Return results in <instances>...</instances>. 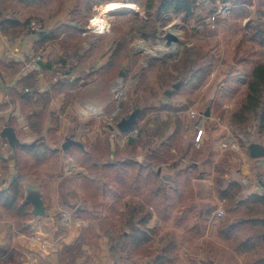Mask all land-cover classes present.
Returning <instances> with one entry per match:
<instances>
[{
  "label": "crops",
  "instance_id": "obj_1",
  "mask_svg": "<svg viewBox=\"0 0 264 264\" xmlns=\"http://www.w3.org/2000/svg\"><path fill=\"white\" fill-rule=\"evenodd\" d=\"M48 2H51L56 9H52L48 16L36 13V6ZM10 3L13 7L4 12L6 18L15 17L22 21L27 18H38L43 21L45 29L51 31L69 28L64 29L68 31L63 32L59 38L50 40L39 48L36 45L38 39L36 32L28 35H6L0 29V62L7 66L0 68V190L9 187L17 176L14 151L8 141L1 136L6 126H13L17 135L30 144L35 140L37 142L42 140L47 145L53 146L56 149L54 154L62 152L60 147H63L68 137L79 144L74 143L67 150L62 148L65 159H61L63 164L58 169L46 165L50 160L47 156L38 166L37 172L38 167L32 172L28 170L22 178L25 187L23 202L26 203L27 186L40 185L46 205V216L36 217L33 214L21 216L18 214V209H9L0 202V264H156L155 262L179 264V256L184 251L187 252L185 255L190 264H244V256L232 251L215 230L212 235L218 238L217 242L221 244L223 253L219 255L218 252L206 253V246H210L212 242L206 231L213 229L218 219L216 211L213 213L209 211L216 199L213 190L214 168L211 163L204 165L208 173L206 178H199L200 171L197 168H191L186 174L181 173L187 161L185 155L179 164H176V161L173 163L174 168L181 166L178 175L161 173L162 170L159 172L166 163L158 167V172L167 180L168 193L165 209L160 210L150 206L152 204H147L143 196L145 185L143 177L140 179L139 187L132 185V165L122 166L124 169H129L130 174L124 171L116 176L110 172L109 178L101 175L98 182L99 175L83 166L84 157L78 158L85 154L84 151L92 152L100 167L107 163L105 162L107 159H115L120 165L124 160L116 159L117 150L121 148L112 147L114 135L111 139L109 137L98 139L99 134H94L95 127L91 126L90 122L97 117H90L86 110L87 103L105 105L106 112H110L112 108L111 90L104 88L105 80L96 72L109 61L112 51L110 47H105L96 54L103 47L97 43L102 35L82 34L87 24L86 19H90L82 11V0H10ZM87 36L88 39L85 38ZM69 60H75L77 64L67 65L66 69H63L67 73L61 69L58 73L54 65L59 61L66 63ZM134 60L135 56L130 55L127 63ZM125 61L126 59L123 62L124 66ZM130 66L131 64L127 65ZM106 76V83L110 85L116 79H111L109 73ZM174 83L164 90L172 87ZM45 95L49 97V102L44 100ZM25 97H28V100ZM39 100L42 102L39 103ZM44 105L47 107L44 108ZM34 111L41 116L37 120L35 130L29 123V115ZM199 113L201 118V112ZM189 118L193 122L195 131L199 118L190 116ZM212 118L215 120V117ZM100 120L106 122L104 118ZM171 126L173 132L176 125ZM212 127L207 137L206 128L204 137V148L207 151L203 150L205 159H210L213 164L227 160L231 169L226 177L239 181L245 193L264 190V156L252 157L248 148L246 150L224 148L222 142L225 138L234 136L230 123L223 128L218 124ZM110 128L111 132H116L114 127L110 126ZM100 129H103L102 126ZM171 132L162 137L159 143L157 140L160 139L153 138L152 143L158 147L154 151L158 152L159 158L164 153L172 157L177 156L176 147L165 144ZM137 137L138 135L135 136L131 132L127 134V144L124 147L129 149V154L126 157L141 160L153 158L155 153L150 152V145L140 144L137 147L140 151L137 152L130 140ZM146 137L143 138L145 142L148 141ZM209 138H212L211 143L207 141ZM105 141L111 145V149L109 153L107 152L108 158L101 159V155L94 149L98 148V143ZM257 142L264 145V139ZM190 143L193 146L191 150L196 151L193 134ZM198 160V162L202 161V159ZM201 167L200 165L199 168ZM175 178L181 184L180 189L177 188L178 182H175ZM186 181L187 183H184ZM203 190L204 193L201 192ZM131 202H138L151 210L154 209L147 225L156 228L157 232L151 235L149 241L142 242L139 249L131 246L133 243L127 249H122L124 247L117 245L118 240L115 239L122 231L130 232L127 230L129 228L127 211L132 205ZM29 208L32 213V203H29ZM81 209L85 211V215L75 214L76 221L70 227L61 224L63 210L78 212ZM170 221L174 229L173 234L167 240L163 237L162 239H165L163 241L159 235L167 232V224ZM181 232L184 234L183 242L178 240ZM187 234L188 237H185ZM158 237L159 241H155ZM182 247L185 250H182ZM190 248L195 250L200 248L201 252H193Z\"/></svg>",
  "mask_w": 264,
  "mask_h": 264
},
{
  "label": "rangeland",
  "instance_id": "obj_2",
  "mask_svg": "<svg viewBox=\"0 0 264 264\" xmlns=\"http://www.w3.org/2000/svg\"><path fill=\"white\" fill-rule=\"evenodd\" d=\"M127 1L131 4L130 7L132 8L109 12L105 11L110 2L116 4V2L123 3ZM146 1L148 0H82L81 3L82 11H84L83 13L90 17V19H86L87 24L98 14H104L106 16V23L109 26L108 31L95 33L96 35H102L100 41L97 40V43L103 46L102 49L110 47V51L113 52L115 45L113 46L111 42L114 41V39H120V41H122L123 37L125 38V42L122 43H124L125 46L127 45L130 55L138 57L139 63L148 64L150 58V60L154 59L156 61L153 62L154 64L147 73L142 76L143 78H140L137 81L138 83L136 82L137 84L133 83V72L127 76V65L131 64V62L127 63V58L124 63L125 66L122 68L123 74L118 73L115 77V81L111 83V85L108 82L106 83L107 73H105V71L108 68H104L105 66L103 65L100 72L97 74L100 75L102 79L104 78V88L109 91L111 90L112 108L110 112L107 111V117L104 118L106 122H103L100 118H96L91 121L92 123L90 122V125L95 127L94 134H99L98 139H104L105 137L111 139L112 135L115 136L112 147L115 148L116 146L117 149L121 148V150H117L116 159H125L129 154V149L127 150L126 146L124 147V145L127 144V134L131 132L136 136L139 133V127L128 133L121 132L117 126L118 120L123 116H128L137 108H139L140 111L143 108L147 109L145 112L146 116H144L142 123L151 118H155L157 121L166 120L170 115L172 124L176 125L178 129L181 128V132H185V137L191 141L192 134L194 136V125L189 118V111L191 109L201 112V118L199 116L197 124H206V137L209 134V129L215 124L220 125V128L229 126L228 119L237 106V96L231 93V90L237 93L241 92L245 87L248 76L253 66L256 64V61L264 57L263 34L260 31V29H263L262 31L264 32V0H196V12L189 21L183 19V14L166 13L164 17L168 18L169 22L163 24L162 19H158L156 36H151L149 38L143 37L141 31L135 29L136 25L141 24L149 17L145 9ZM224 3L227 4V8L224 12H218L221 5ZM52 9L55 10L56 8H53L51 2L38 5L35 8L36 13L42 16H48ZM135 14H137L138 17H136ZM213 17L215 18L213 19ZM36 20H38V18ZM167 31L175 33L178 37V40L170 45H168L166 39H164ZM107 44L108 46H106ZM188 46H197V50L201 49V51H203L206 56L211 57V59L205 66L198 70L195 76L188 79L185 83H182L181 86L172 93L170 99H168L163 95L164 89L168 86L165 83L163 73L165 71L174 72V70H172L174 67L172 64L177 59H180L185 48ZM116 50L117 48L115 51ZM99 53L100 51H97L96 54ZM201 60L203 61L204 59L202 58ZM100 83L102 84L103 82L100 80ZM121 84H123L122 88L120 87ZM131 86H133V88H131ZM115 88L123 91L121 100H124L121 110L118 111L115 119L110 120V114L117 108V106H115L117 103L114 96ZM167 103V108H162V105ZM208 103L212 105H208ZM150 105H152V108L148 109L147 107ZM103 106L105 108V105ZM209 106L211 107V115L215 117V120H213L211 115L206 116L204 114ZM159 112H161L160 118H158ZM144 124L145 123L140 125L143 126ZM101 126L103 128L102 130L100 129ZM110 126L115 128V133L111 132ZM152 127L153 125L150 128ZM149 132L152 133L151 130H149ZM211 133L213 135V127ZM94 134H92V136ZM180 134L184 136L183 133ZM144 137H146V135ZM85 139L88 140L89 138ZM211 139L212 138H209L207 141L211 143ZM151 140L149 139L145 142L143 139L141 144L144 146H148L149 144L152 145L153 143H150ZM159 141L160 140H157V143H159ZM35 142H37V140H35ZM181 147H183V144H181ZM89 149L91 150V148ZM110 149L111 145L107 144L105 141V143H98V148L94 149V151L101 155V159H107V152L109 153ZM202 149L207 152L206 148L203 146L196 159L203 160L206 158ZM60 150L63 152L62 147H60ZM136 150L139 153L140 149L138 151L136 148ZM62 152L60 151L58 154H54L55 152L47 151L46 155L49 156L47 159L50 160L46 165L54 169H58L59 166L61 167L63 164L61 159H65ZM198 152L199 149H196V151L189 149L187 155L185 154V158L192 159ZM178 153L176 157H172L167 153L162 155V159L167 158L170 160L161 168V173L171 175L173 173L177 175L180 174L181 169L179 170V167L181 166L174 168L172 164L179 159ZM83 157L84 155H81L78 158L82 159ZM27 159L35 158L32 155H27ZM186 162H188V160ZM38 170L39 167L36 169V172ZM206 188L207 187H205V189ZM201 192L204 193L205 191L203 190ZM219 220V218L216 220L217 223L213 229L210 228L206 231L210 241H212L210 242V246H206V253L218 252V255L223 253L221 244L217 242L218 238L212 235L214 233L213 230H215V232L217 231L218 235L216 226H218ZM167 229V232H162L161 235H159L163 241H165V239H162L163 237H166L167 240L171 238L173 234L174 229L172 228L171 221L167 224ZM183 236L184 234L181 232L178 240L183 242ZM159 237L155 241H159ZM185 237H188V234L185 235ZM182 250H185L184 247H182ZM190 250L193 252H201L200 248L196 250L190 248ZM185 253L187 252L184 251V253L179 256V264H190ZM222 256L225 258L224 254H222Z\"/></svg>",
  "mask_w": 264,
  "mask_h": 264
},
{
  "label": "trees",
  "instance_id": "obj_3",
  "mask_svg": "<svg viewBox=\"0 0 264 264\" xmlns=\"http://www.w3.org/2000/svg\"><path fill=\"white\" fill-rule=\"evenodd\" d=\"M11 7H13V4L10 3V0H0V29L1 32L6 35H28L29 33L36 32L38 35L36 45L39 48L46 45L50 40L52 41L59 38L63 32L68 31L64 29H68L69 27L52 31L46 30L44 25L37 31H31L29 27L32 18H27L22 21L15 17H5L4 12ZM145 9L149 17L141 24L136 25L135 29H139L143 37L149 38L151 36H156L158 19H162L163 24L169 22V19L164 17L166 13L183 14V19L189 21L196 12V0H148L146 1ZM135 16L138 17V15ZM38 20L43 23L42 20ZM262 30L263 29H260L264 36ZM263 36L262 41L264 43ZM85 38L88 39L89 37L87 36ZM122 42H125V38L123 37L122 41H120V39H114V41H112L113 46L115 45L114 51L112 52L109 61L104 64V68H108L105 72L107 74L109 73L111 79L115 78L116 75L122 71L124 60L130 57L127 45L125 46ZM196 47L197 46L186 47L180 59H177L172 64L174 66L172 68L174 72L165 71L163 73L165 83L168 86L177 81L185 83L188 79L195 76L198 70L210 61L211 57L206 56L201 49L197 50L198 47ZM116 48L117 50L115 51ZM102 50L101 47L100 52ZM202 58L204 59L203 61L201 60ZM153 61L154 59H149L147 65L145 63H138V57L135 56V61H132L131 66L127 67V76L133 72V83H136L140 78H143L142 76L145 75L154 64ZM6 67V65L0 62V68ZM101 67L98 68L96 72L99 73ZM60 69L63 71V69H66V66H58L56 68L58 73L61 72ZM63 72L67 73V71ZM131 88H133V86H131ZM233 93L237 96V106L229 117V123L241 148L246 150L253 142L264 139V57L256 61V64L253 66L248 76L244 89L239 93L233 90ZM163 95L168 99L170 98L165 92ZM25 99L28 100V97H25ZM44 100L49 102V97L45 95ZM40 102L42 101L39 100V103ZM167 105L168 103L162 105V108H167ZM208 105L212 104L208 103ZM45 107H47V105H44V108ZM147 108L151 109L152 105ZM146 110L147 109L143 108L140 111L136 124L130 130L133 131L139 127L138 137L130 138L131 143L136 148L141 144L145 135H147L148 140H151L152 138L150 142L152 143L154 137L161 141L162 137L171 132L172 118L170 115L166 120L157 121L156 119L151 118L148 121L143 122L145 124L141 126L140 124H143L142 120L144 119V116H146ZM39 115L40 114L36 113V111H34L32 115H29V123H31L33 130H35L34 128L38 118L41 117ZM160 116L161 115H158V118H160ZM152 125L153 127L150 128ZM149 130H151L152 133H150ZM181 131V128H175V130L169 134L165 143L167 146H175L177 153L179 152V159L176 160V164H179L182 160L181 158L185 154L187 155L189 149L193 148V146H191L192 143H189L190 140L185 137V132ZM180 133H183L184 136ZM132 141H134V143ZM181 144H183L184 148L181 147ZM204 144L205 139L202 147ZM149 145L151 148L150 152L152 154L155 153L156 151L154 150L158 148L157 145ZM200 149L198 153H200ZM55 150V148L47 145V143L42 140L17 148L13 153V157L16 158L17 176L10 183L9 187L0 190V202L9 209H18V214L21 216L31 215L32 213L29 208V203L23 202L25 198V187L22 178L28 170L29 172L34 171L40 163L47 158V151L54 152ZM84 152L85 161L83 166L89 171H94L99 175L97 176L98 182L101 179V175L109 178L110 176L108 174L110 172H113L116 176L121 175L124 171H127V173L129 172L130 174L129 169H124L122 166L126 164L127 166L132 165V185L139 187L141 183L140 179L143 177L142 180L145 183L143 187V196L146 198L147 204H152L150 206H153L155 209H165L164 207L166 206L168 195L166 192L167 180H165L166 178L162 177L161 173L158 172V167L168 163L170 159L159 158L157 152L151 159H128L126 157V159L121 161V165L115 159H107L105 161L107 163L103 164V167H100L98 161L95 159L94 153L89 151ZM27 155H32L35 159L31 161L30 159H27ZM196 157L197 156L195 155L192 159H187L188 162L185 163L181 173L186 174L191 168H197L200 171L198 174L199 178H206L208 173L204 168V165L211 163V166L214 168L213 190L216 199L209 211L210 213H213L221 206L225 211V215L219 218L220 220L217 226L218 236L226 241L233 251L244 256V264H264V190H254L247 194L239 181L232 177H226L231 169V165H229L227 160H221L213 164L210 159H203L201 162H198L199 160L195 159ZM200 165L202 166L201 168H199ZM175 182H178L177 188L180 189L181 184L177 178H175ZM184 183H187V181ZM184 183L182 186H184ZM216 200H218V202ZM131 203L132 205L127 211V222L129 225L127 230H130V232L122 231L120 235L117 236L118 238L115 239V241L118 240L117 245L124 247L122 249H127L132 243L131 246H136L135 249H139L142 242L149 241L151 235L157 232L156 228H150L147 225L149 219L153 216V209L151 210L138 202ZM74 212L78 216L85 215V211L82 209L78 212ZM155 263L159 264L158 262Z\"/></svg>",
  "mask_w": 264,
  "mask_h": 264
},
{
  "label": "built area",
  "instance_id": "obj_4",
  "mask_svg": "<svg viewBox=\"0 0 264 264\" xmlns=\"http://www.w3.org/2000/svg\"><path fill=\"white\" fill-rule=\"evenodd\" d=\"M227 8V4H222L220 9L218 10V12H224V10ZM98 18V19H97ZM215 17H213L214 19ZM106 16L104 14H98L96 16H94L91 21L85 26L84 30H83V35H88L91 33H101V32H105L108 31L109 26L106 23ZM44 24L41 23L40 21L36 20V19H32L31 23H30V29L31 31H37L40 27H42ZM77 62L74 60H69L68 62H60V63H56L54 65L55 68H57L58 66H72V65H76ZM120 87H123V84L120 85ZM114 96L115 99L117 100V103L115 106H117L116 109L113 110V112L110 114V120H114L116 114L118 113V111L121 110L122 107V96H123V91L121 89H114ZM86 110L89 114L90 117H97V118H105L107 117V112L106 109L104 108L103 105L97 104V103H87L86 104ZM189 115L191 118H199L200 113L195 110V109H191L189 111ZM206 134V126L205 123H201V124H196L195 127V131H194V136H193V141H194V147L195 149H200L202 147L203 141H204V137ZM222 146L224 148H228V149H232V150H240L241 146L239 144V142L236 140V138L234 136H227L225 138V140L222 142ZM216 215L218 218L223 217L225 215V211L223 209V207L221 206L217 211H216ZM61 224L64 227H70L75 221V213L72 210H63L61 213Z\"/></svg>",
  "mask_w": 264,
  "mask_h": 264
},
{
  "label": "water",
  "instance_id": "obj_5",
  "mask_svg": "<svg viewBox=\"0 0 264 264\" xmlns=\"http://www.w3.org/2000/svg\"><path fill=\"white\" fill-rule=\"evenodd\" d=\"M165 39H166L167 44L170 45L174 43L175 41H177L178 37L175 33L171 31H167V33L165 34ZM121 74H123V71L121 72ZM181 84H182V81L175 82L172 85V87L167 88L165 90V93L171 96L172 93L181 86ZM27 93H29V91H27ZM139 113H140V109L137 108L134 111H132L128 116H123L117 123V126L120 129V131L129 132L133 128V126L136 124ZM204 114L206 116H209L211 114V107H208ZM1 136L8 141L13 151H16L17 148H19L20 146H26L30 144L29 142L24 141L17 135V132L13 126H6L2 130ZM32 143H35V141H33ZM74 143L79 144L77 141H75L71 137H68L62 148L64 150H67ZM248 151L252 157L264 156V145L259 142H253L248 147ZM160 171L161 169H159V172ZM27 190H28V195L26 197L25 202L33 204L32 214L36 217L46 216L47 214L46 205H45L43 194L41 191V186L40 185H28Z\"/></svg>",
  "mask_w": 264,
  "mask_h": 264
},
{
  "label": "bare ground",
  "instance_id": "obj_6",
  "mask_svg": "<svg viewBox=\"0 0 264 264\" xmlns=\"http://www.w3.org/2000/svg\"><path fill=\"white\" fill-rule=\"evenodd\" d=\"M130 6H131V4L128 1L127 2H123V3L122 2H116V4L115 3H110V4L107 5L105 11L109 12V11H113V10L132 8Z\"/></svg>",
  "mask_w": 264,
  "mask_h": 264
}]
</instances>
